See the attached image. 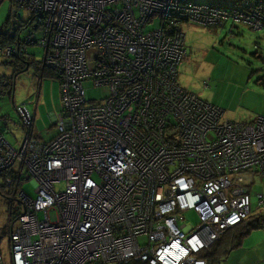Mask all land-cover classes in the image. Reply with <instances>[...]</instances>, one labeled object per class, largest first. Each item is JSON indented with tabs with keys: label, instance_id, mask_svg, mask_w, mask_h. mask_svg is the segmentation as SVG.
<instances>
[{
	"label": "built area",
	"instance_id": "built-area-1",
	"mask_svg": "<svg viewBox=\"0 0 264 264\" xmlns=\"http://www.w3.org/2000/svg\"><path fill=\"white\" fill-rule=\"evenodd\" d=\"M9 1L14 17H32L11 41L0 35V54L30 60L42 46L62 111L49 142L23 107L19 148L0 126V189L31 180L35 194H19L0 264H208L205 253L254 212L245 175L264 177V115L232 121L183 88V24L261 31L264 0ZM89 81L109 96L90 100Z\"/></svg>",
	"mask_w": 264,
	"mask_h": 264
},
{
	"label": "rangeland",
	"instance_id": "rangeland-1",
	"mask_svg": "<svg viewBox=\"0 0 264 264\" xmlns=\"http://www.w3.org/2000/svg\"><path fill=\"white\" fill-rule=\"evenodd\" d=\"M196 2H212L229 5L230 0H195ZM32 15L20 10L13 21L15 30L21 21L28 23ZM10 20V1L0 0V29ZM11 22V21H10ZM232 23L224 28H210L192 23L183 24L186 34L187 56L179 66V83L188 91L198 95L202 100L212 103L226 111V116L237 121H251L264 110V30L254 31L243 24L234 27L233 35L229 33ZM30 29L22 32L25 35ZM1 37V36H0ZM36 61L43 62L44 48L30 46ZM13 59L0 54V77L10 79V88L0 96L1 128L8 141L19 148L26 129L18 113V108H26L34 117V133L36 137L49 142L57 136L54 116L62 111L60 95V79L56 74L46 72L42 77L34 67L15 75L13 66L8 65ZM87 96L99 102L109 96L107 88H97L93 82H85ZM1 178V177H0ZM251 185L252 217L264 215L262 210L256 211L258 195H264V178L254 176ZM56 188L64 189L59 183ZM24 191L34 197V183L24 181L20 190L6 189L0 193V236L22 212L19 194ZM12 211L15 213L12 216ZM185 224L195 226L198 218L193 211L185 214ZM256 231V232H255ZM258 231V232H257ZM251 237L246 239L251 233ZM246 239V240H245ZM144 242V238L140 239ZM245 247L239 251L230 250L227 262L222 264H258L264 257V227L251 230L243 238ZM4 241V246H5Z\"/></svg>",
	"mask_w": 264,
	"mask_h": 264
},
{
	"label": "trees",
	"instance_id": "trees-1",
	"mask_svg": "<svg viewBox=\"0 0 264 264\" xmlns=\"http://www.w3.org/2000/svg\"><path fill=\"white\" fill-rule=\"evenodd\" d=\"M8 25H10V20L3 28H6ZM10 30H11L10 28L7 29L5 33V37H9V40L11 41L10 38L11 36L9 35ZM1 34L3 33L0 30V35ZM231 35H233V33ZM10 41H5V42L9 43ZM12 59L13 60L10 63L7 62V64L13 66V68L15 69V75L28 70L27 69L28 67L29 68L34 67L39 73H41L42 77H45L46 72L49 74H54L52 71L47 69L41 62L39 63L34 58H31L30 60H27L23 57H19V58L17 57ZM9 81L10 79L7 77H0V96L10 88ZM1 124H2V119L0 121V126ZM7 176H9V171L8 172L4 171L0 173L1 178H5ZM0 193L2 195H6L5 190L3 189H0ZM14 214L15 213H13L12 211V216ZM252 215L255 214L252 213L248 219L228 230L225 233V235L222 237V239L219 242H217L212 248H210L209 251L205 253L204 258L207 260L208 264H220L221 259L225 258L229 254L231 249L237 248L241 245V241L245 236H247L251 232V230L264 227V215L262 214L259 216H255V218L252 217ZM14 217H18V215H14ZM8 232H9L8 230L7 231L4 230L3 235L8 236Z\"/></svg>",
	"mask_w": 264,
	"mask_h": 264
},
{
	"label": "crops",
	"instance_id": "crops-1",
	"mask_svg": "<svg viewBox=\"0 0 264 264\" xmlns=\"http://www.w3.org/2000/svg\"><path fill=\"white\" fill-rule=\"evenodd\" d=\"M231 28V27H230ZM225 111V110H224ZM264 115V110L262 111V112H260L254 119H252L251 121H248V122H246V121H244V123H252V122H254L256 119H258L260 116H263ZM225 118H228V119H230V120H232V121H237V120H234V119H232L231 117H227L226 116V111H225ZM54 120H55V116H54ZM238 122H243V121H238ZM35 130V129H34ZM34 130H33V134H34V136L36 137V135H35V133H34ZM38 140H40V141H42V142H44L41 138H39V137H36ZM257 175H259L260 177H262V178H264L263 176H262V174L259 172V171H256V170H250V171H248L247 173H246V175H245V180H246V183L249 185V190H250V188H251V185H252V183L254 182V176H257ZM250 193H251V190H250ZM258 197V196H257ZM251 198H252V194H251ZM253 203V202H252ZM263 207H264V205H262V206H259V198H258V205L256 206V211H258V210H262L263 209ZM252 208H253V211H254V205L252 204ZM256 232V231H255ZM255 232H253V233H251L246 239H248L249 237H251ZM258 232V231H257ZM245 239V240H246ZM245 241L243 242V243H241V245L239 246V247H237V249L238 250H236V251H239V250H241L242 248H244L245 247ZM235 251V252H236ZM235 252H232L230 255L228 254L225 258H222L221 259V261H220V264H222V262H227L228 260H229V257L231 256V255H233ZM245 264H248V263H245ZM258 264H264V257L263 258H261L260 260L258 259Z\"/></svg>",
	"mask_w": 264,
	"mask_h": 264
},
{
	"label": "flooded vegetation",
	"instance_id": "flooded-vegetation-1",
	"mask_svg": "<svg viewBox=\"0 0 264 264\" xmlns=\"http://www.w3.org/2000/svg\"><path fill=\"white\" fill-rule=\"evenodd\" d=\"M14 20H15V17H14L12 14H10V21H11V22H10V25H8L6 28H1V29H0L1 32H2V33H6V31H7L8 28L11 29V28H12V25H11V24L13 23ZM22 35H23V34H22ZM23 36H26V34L23 35ZM7 40H9V39H7ZM12 40H13V39H12ZM18 58H19V57H18Z\"/></svg>",
	"mask_w": 264,
	"mask_h": 264
},
{
	"label": "clouds",
	"instance_id": "clouds-1",
	"mask_svg": "<svg viewBox=\"0 0 264 264\" xmlns=\"http://www.w3.org/2000/svg\"><path fill=\"white\" fill-rule=\"evenodd\" d=\"M10 14H12L11 4H10ZM18 14H19V13H18ZM17 17H18V16H17ZM17 17H15V20L17 19ZM235 26H236V25H234V27H235ZM224 27H225V26H224ZM224 27H223V28H224ZM234 27H233V28L231 27V28H232V33H233V31H234ZM231 28H230V29H231ZM184 32H185V31H184ZM229 33H230V30H229ZM232 33H230V34H232Z\"/></svg>",
	"mask_w": 264,
	"mask_h": 264
},
{
	"label": "water",
	"instance_id": "water-1",
	"mask_svg": "<svg viewBox=\"0 0 264 264\" xmlns=\"http://www.w3.org/2000/svg\"><path fill=\"white\" fill-rule=\"evenodd\" d=\"M27 69H29V67ZM23 110L26 111V112L28 111L26 108H23ZM21 118H22V116H21Z\"/></svg>",
	"mask_w": 264,
	"mask_h": 264
}]
</instances>
